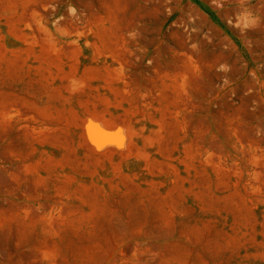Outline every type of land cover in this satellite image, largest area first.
Returning a JSON list of instances; mask_svg holds the SVG:
<instances>
[{
    "label": "rangeland",
    "instance_id": "374dc122",
    "mask_svg": "<svg viewBox=\"0 0 264 264\" xmlns=\"http://www.w3.org/2000/svg\"><path fill=\"white\" fill-rule=\"evenodd\" d=\"M0 264H264V0H0Z\"/></svg>",
    "mask_w": 264,
    "mask_h": 264
},
{
    "label": "bare ground",
    "instance_id": "6f19581e",
    "mask_svg": "<svg viewBox=\"0 0 264 264\" xmlns=\"http://www.w3.org/2000/svg\"><path fill=\"white\" fill-rule=\"evenodd\" d=\"M89 129H90V132H91V134H90V136H92L93 138H94V140H95V144H96V146L98 147V148H100L101 147V145L103 144L104 145V143H102V139H103V137L105 138V140H106V134H108V133H106L104 130H102L101 128H99L98 126H96V124H94V123H90V125H89ZM109 137V136H108ZM111 137V136H110ZM109 137V138H110ZM107 140H108V138H107ZM116 145L119 147V145H120V142H116Z\"/></svg>",
    "mask_w": 264,
    "mask_h": 264
}]
</instances>
